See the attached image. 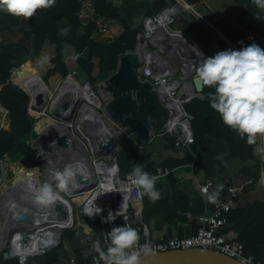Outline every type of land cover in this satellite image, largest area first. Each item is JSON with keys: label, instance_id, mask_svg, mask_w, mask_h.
<instances>
[{"label": "crops", "instance_id": "0c3cea01", "mask_svg": "<svg viewBox=\"0 0 264 264\" xmlns=\"http://www.w3.org/2000/svg\"><path fill=\"white\" fill-rule=\"evenodd\" d=\"M107 1L115 7H120L123 1L125 8L133 7L135 5L133 3H142V8L134 15L136 19L139 18L140 31L142 19L147 16L145 12L151 9L155 0ZM191 1L193 3L186 9L191 11V17L200 22L212 39L207 49L208 53H203L204 57H211L222 50H239L248 45V41L251 40L248 37L250 34L264 36V20L255 19L257 9L252 0ZM176 2L180 5L188 3V0H174V3L169 5ZM194 12L200 14L199 18ZM209 20L214 22V28L210 26ZM25 24L27 25V19L22 18L21 25ZM80 30L83 31L84 26ZM244 34H247L248 41ZM183 37L186 38L185 35ZM239 41H243V45ZM188 42L191 46H196L191 40ZM197 48L202 52L201 47ZM68 50L71 52L68 56H71L73 54L71 47ZM200 95L195 97L199 102L194 103L192 109L198 112L202 108L203 118L200 121L205 132L195 141L191 152L176 148L172 138L165 135L153 136L146 144L139 142L136 144L130 136H126L133 142L138 156L132 158L124 156L119 159L115 155L112 158L117 161L122 175L132 172L136 164H141L143 170L151 175L157 166L171 169L169 175L156 181L155 187L160 192V198L155 203L143 195L142 216L151 243L161 238L187 237L196 233L199 226L198 218L207 211L196 191V186L207 181L212 182L210 193L215 191L218 185L223 186L216 202L227 200L233 202L232 209L226 216L227 224L219 232L241 243L243 234L254 242H264V135L258 134L252 143H249L246 137L241 139L234 130L212 119L219 114L210 107V103L201 106L200 103L207 102V96L203 90ZM1 112L2 110L0 117L3 115ZM0 130H10L9 118L8 128L1 127ZM120 149L121 146L118 145L116 153ZM187 154L190 156H186ZM230 189L234 190V196ZM24 192L28 194L27 191ZM32 225L33 221L30 220L29 227ZM64 226L66 225L56 226L60 234L55 245L45 248L41 253L27 255L25 264H66L70 258H75L81 264L92 255H99L95 250L97 243L102 250H106L103 228L97 219L74 214L73 225L63 228ZM21 227L15 222L12 228L18 230ZM3 228L0 229L1 240L6 236ZM1 240L0 248L3 249L7 245H3ZM252 253L255 254V251ZM0 264H19V261L12 255L5 259L0 250Z\"/></svg>", "mask_w": 264, "mask_h": 264}, {"label": "built area", "instance_id": "2783aa9c", "mask_svg": "<svg viewBox=\"0 0 264 264\" xmlns=\"http://www.w3.org/2000/svg\"><path fill=\"white\" fill-rule=\"evenodd\" d=\"M93 1L94 0H79V21L84 27L93 24L91 35L93 38H108L111 34L112 20L99 15L95 11ZM186 4L190 5L188 3ZM178 5L179 2L165 7L155 14L143 17L142 28L136 35V48L138 47L140 39L143 38L145 51L148 52L149 55L147 54L145 59H141L138 74L141 80L151 83L153 89L157 93L160 104L164 106L167 112V115L163 119L159 128L155 129L153 136H171L174 139V146L176 148L191 152V147L195 141L191 127L192 115L185 109V104L193 98L201 95L194 92L190 82L191 78L184 74L182 63L181 68L184 80L177 76L175 72V62L163 58L160 55L165 51L164 48H169L164 44L162 37L164 29L169 33L175 31H173L169 25L181 12H172V10H175ZM161 20L166 21L161 23ZM210 26L214 28V22H210ZM249 37L251 40H254L255 43L264 47V36L259 37L250 34ZM70 78L71 77H66V80H70ZM72 83L74 84V82ZM77 87L82 90L88 88V90L94 95L92 84L88 81L80 83V86ZM1 109L2 112L5 111L7 113L4 108ZM129 136L136 144H138V141L132 134L129 133ZM81 158V156L76 157L78 160H81ZM106 159L107 160L93 158V162L91 161V163L81 160L84 166V175L83 178L80 176L77 178L79 180L78 183L84 186L86 195L75 208L69 202L67 203V206L65 205L62 208H56L55 206L53 208V215L57 221H65V218L61 215L62 211H66L67 215H70L72 218L71 224H68L63 228L71 227L73 225L74 214L89 217L85 214V209L95 211L98 206L102 209V212L94 214L89 218L97 219L101 224L106 246V233L115 226L126 225L135 229L140 235L138 247L146 242L150 244L151 250L149 254L167 250L202 248L218 251L226 256L239 260L244 264H264V260H255L252 257L245 256L243 243L232 240L219 232L220 229L227 224L226 216L232 209L233 202L231 200L215 203L208 202L203 190L207 189L208 193H210L212 187L211 181L202 184L199 183L196 186L198 195L207 207V211L198 218L199 226L196 233L187 237L161 238L157 242L151 243L149 241L148 228L142 216V189L139 186L134 185L131 179H129L131 172L122 175L117 161L114 160L112 156L111 158L106 157ZM97 164L101 168L100 170L96 168ZM170 172L171 169L168 167L157 166L152 175H155L158 178L157 180H159L169 175ZM230 191L234 196V190L230 189ZM98 194L100 195L98 196ZM119 209L122 215L118 216L112 222H102L101 217H107L110 211L115 213ZM19 225L22 227L14 232L6 247V250L10 255L17 257L19 264H21L22 260L23 264H25L27 255L41 253L45 248L55 245L59 241L60 233L56 234L48 227H43L41 230L35 229L36 231L28 229L30 228L29 218L22 220ZM34 237L39 240L49 239L50 243L44 247H40L34 253L24 256L18 253L19 250L30 247ZM66 264L79 263L75 258H70ZM81 264H103V262L99 260V255L94 254L89 260Z\"/></svg>", "mask_w": 264, "mask_h": 264}, {"label": "trees", "instance_id": "16d2710c", "mask_svg": "<svg viewBox=\"0 0 264 264\" xmlns=\"http://www.w3.org/2000/svg\"><path fill=\"white\" fill-rule=\"evenodd\" d=\"M172 2L174 3V0H155L151 9L146 11L145 14L157 13ZM93 3L95 11L99 15L112 20L110 32L114 37L110 41L105 42L93 38L91 36L93 24L87 25L82 32H79L82 27L78 18L79 0H55L54 5L51 7L38 9L31 18H27V25L33 34V58L41 54L45 43L52 42L54 44L55 57L51 60L54 67L45 74V80L54 73H58L63 78L69 76L80 83L88 81L91 84H95L98 80L104 78L107 73L117 68L119 55L121 56L126 51L135 49L139 27L133 26L132 19L138 10L142 8V3L135 4L130 8L115 7L107 0H94ZM188 3L192 4L193 1L188 0ZM123 9L128 12L127 15L131 18L129 22L124 17H121ZM22 18L0 12V105L7 109L10 120V130H0V159L8 157L17 160L20 158L28 147L26 138L29 135H34L32 131L34 119L27 112L28 95L10 81L11 71L15 66V63L12 62L15 59V55L11 51L18 47V43L10 42L5 44L1 38L4 34H10L15 28L21 26ZM61 21L66 24L67 31L62 36L57 37L55 32L58 28V23ZM197 23V27L208 34L200 22ZM181 28H187V23L184 22ZM244 35L248 41L247 34ZM232 41L237 45L234 40ZM253 42L254 40L248 41V45ZM64 44L73 48V54L67 59L63 57ZM29 68L27 64L22 70ZM214 91L215 89L211 86L204 87L203 93L207 96V102L203 101L200 103L201 106L210 103L209 93ZM197 102H199L198 98H193L185 104V109L192 115L191 127L195 141L205 132L200 121L203 118L202 108L198 112L192 109V105ZM212 119L220 122L223 126L225 125L219 115ZM6 128H8V123ZM168 137L172 138L174 145L173 137ZM120 146L121 149L116 153L119 159L124 158V156L128 158L138 156L135 146L129 138H122ZM189 154L186 156H190ZM136 159L138 160V158ZM241 241L245 245V256L253 255L252 258L255 260H264V248L262 247L264 242H254L245 234L241 235ZM252 251H255V254Z\"/></svg>", "mask_w": 264, "mask_h": 264}, {"label": "clouds", "instance_id": "9594fccd", "mask_svg": "<svg viewBox=\"0 0 264 264\" xmlns=\"http://www.w3.org/2000/svg\"><path fill=\"white\" fill-rule=\"evenodd\" d=\"M54 3L55 0H0V12L27 19L38 9L49 8ZM252 3L257 9L255 19L264 20V0H252ZM239 43L243 45V41ZM192 47L199 57H204L196 46ZM195 73L201 87L211 86L215 89L209 93L210 107L226 126L241 139L246 137L249 143L258 134L264 135V48L253 42L239 50L219 51L201 59ZM83 175L84 166L80 161L69 163L62 170H53L49 181L33 191L34 202L42 206L53 205L60 199V193L75 188L77 176L83 178ZM129 179L142 189L141 195H146L150 202L155 203L160 198V192L155 187L158 178L144 171L141 164L133 167ZM222 187L218 185L212 193L204 189L206 200L215 203ZM101 212L98 206L95 211L85 209L89 217ZM120 215V209L115 213L110 211L101 220L109 223ZM106 236V250H102L98 243L95 246L103 264H141V255H147L151 250L147 242L138 247L140 235L130 226H115Z\"/></svg>", "mask_w": 264, "mask_h": 264}, {"label": "rangeland", "instance_id": "374dc122", "mask_svg": "<svg viewBox=\"0 0 264 264\" xmlns=\"http://www.w3.org/2000/svg\"><path fill=\"white\" fill-rule=\"evenodd\" d=\"M133 4H136V3H133ZM123 5H124V3L122 1V3L119 5L120 8H125ZM127 13L128 12H126L125 9H123L121 17H124L129 22V20L131 18H130V16L127 15ZM190 14H191L190 10H187L186 8L182 9L181 12L175 18V20L169 26L173 31L175 30V33L182 34L183 36L185 35V37H186L185 39L187 41H190L191 38L193 40L195 39L194 40L195 43L199 47H201L202 52L204 54H206V53H208L207 49H209V46L212 42V39H211V37H209V33L207 34V33H205V31L203 32V30H201L197 27L198 21H196L193 17H191ZM194 14L199 18L198 15H200V14H197L195 12H194ZM184 20H186V21H184ZM138 21H139V18L136 19L134 16L132 19L134 27L139 26ZM209 21L211 22V20H209ZM184 22L187 23V28L182 29L181 27L183 26ZM66 31H67L66 24H64V22L61 21L58 23V28L55 32V36L60 37ZM79 32H82V30H80ZM32 35L33 34L31 32L29 26L25 24L24 26L21 25L18 28H15L12 32H10V34H5L1 37L3 43H5V44H9L10 42L18 43V45H17L18 47L14 48L11 51L15 55V59L12 61L13 63H15V66H14L13 70L11 71V80L10 81L12 84L21 88L28 95L29 103H28V107H27V112L34 119V122L32 124V131L34 132L33 133L34 135H32V136L29 135L26 138V143L28 144V147H27L26 152L20 158H18L17 160H14L13 158H8V157H5L4 159H0V169H1L2 175H3V183L1 184L2 186L0 187V203H1V198H2L3 193L5 191H9L10 189H8V188H10V187L13 188L14 192L21 194V196L19 195V197L23 198L24 196H28V195L33 196V191L37 187H39L41 184H43L47 181L45 179L46 165L42 162L34 161L32 159V154L34 152L38 137H39L42 129H45L46 127H50L55 123L59 127H61L62 129L70 131L73 134V136L78 139L79 142L83 143V144H81V146L84 150L86 149L85 155L87 154V156H82V154H80L79 156L82 157L81 160H85V161L87 160L90 163H91V159H93V158H99V159L107 160L106 159L107 155L102 154V152H98V151L96 152V151L91 150V147H90L91 142L89 144V142H87L85 140V137L83 135H80L77 132L75 126H73V127H72V125L69 126V123L70 124H71V122L75 123L79 118L80 113L78 110H79V107L81 105L80 102H82L81 99L76 104L75 109H73L70 112V114L67 116L65 121L64 120H56V119H53L52 117L47 115L50 102L52 99L55 98V95H56L59 87L62 86V84L64 82H68V83L70 82V84L73 87H77V86H80V82L75 81L73 77L70 78V80L72 82H74V84H75L74 85V84H72V82L70 80H66V78L61 77L58 73H54L53 75L49 76L47 80H45L44 79L45 74L51 68L54 67V64L51 62L52 58L55 57L54 44L52 42L45 43V45L43 46L41 54L38 57L33 58V56H32L33 36ZM110 35H111V37L104 38V39L100 38V40L105 41V42L110 41L114 37V35L112 33ZM69 47H71V46L64 44V50H63L64 59H67L68 57H70V56H68L71 53L68 50ZM71 50L73 51L72 47H71ZM167 51L170 52L171 50L169 48H167L160 55L163 58H167V59H170L171 61L175 62L174 63L175 72L180 79H183L182 68H183L185 75H186V73H187V75L191 74V70H187L188 66H186V65L183 66V63L181 61H178L177 58L174 59L173 57H171V54ZM121 56L120 55L118 56V61H119ZM45 58H47V59H45ZM181 63H182V68H181ZM27 64L29 65L30 68L27 70H22V68L25 67ZM117 65H118V62H117ZM115 70L110 71L109 73L106 74V76L104 78H102L101 80H98L95 84H92V87L94 90L93 91L94 95H95L96 99H98L100 101V105L104 106L106 104V102L110 99V96L102 94L99 91L98 85L100 83L108 82L110 75ZM185 71H186V73H185ZM29 79H31V81ZM39 85H42L43 90H44V95L41 99H39V97L35 94V88ZM1 107H3V106H1ZM1 107H0V111L2 110ZM1 114H2V112H1ZM106 117L109 119L111 125H113V126L117 125L116 123L114 124L112 122V120L110 119V117L108 115ZM7 123H8V114L5 111H3V115H2V117H0V128L1 127L6 128ZM121 130H122V136L118 138L119 139L118 140L119 146H120V143L122 141V138L129 136V132L127 130H125V131L123 129H121ZM87 149H89L88 152H87ZM70 150L74 151V147H71ZM116 151L117 150L115 149L108 156H115ZM71 157H72V160H74V162L75 161L81 162V160L76 159L77 156H71ZM77 177H79V176H77ZM76 180L78 183V178H76ZM21 189H23L24 191H27L28 194H26ZM18 190L21 192H19ZM77 192H78V189L74 190L70 195H65V192H61L60 195L63 196L64 198L68 199L69 203L72 206H74V208H75L76 206H78L79 202H81V200L83 198L82 197H73V198L71 197L70 198L68 196L76 195ZM18 201H19V199H18ZM23 201L30 202L29 200H23ZM27 206L28 205H26V207L25 206L24 207H25V210H26V208L28 210L27 214L29 216V221L32 220L34 223L35 221H37L36 219H38V218H35V216H34L35 213H33L34 211H32V209L36 211L35 205L34 204L30 205V207H27ZM20 213H22V211H20ZM23 220H26V219H23ZM11 221L13 223L17 222L18 224H20V221H15L13 219ZM4 223H5V219L3 218V215H2L1 210H0V229H2L3 227L5 228ZM35 227L37 228V226H35ZM35 227L32 225V227L30 226V228H28V229L35 230ZM15 231H16V228H12V226H11V228L8 229L7 235H8L9 240L11 239V237L13 236ZM0 240H1V233H0ZM0 250H2V249L0 248Z\"/></svg>", "mask_w": 264, "mask_h": 264}, {"label": "bare ground", "instance_id": "6f19581e", "mask_svg": "<svg viewBox=\"0 0 264 264\" xmlns=\"http://www.w3.org/2000/svg\"><path fill=\"white\" fill-rule=\"evenodd\" d=\"M187 7L189 6L186 3H183L178 5L175 10H172V12H180L182 9ZM165 21L166 20H161V23H164ZM162 40L164 44L167 45V47H169V49L171 50L170 52L167 51L171 54V57L180 60L183 63V66H188L187 70H191L193 67L198 66L200 57L196 54L195 49H193L191 44L187 40H185L182 34L175 33V31L173 33H169L164 29ZM166 49L167 48H164V50ZM137 50L141 55L142 60L146 58L147 54L149 55V53L145 51L143 38L140 39ZM29 80L31 81V79ZM108 86V83H100L98 85L99 91L102 94L109 95ZM35 94L39 97V99L43 97L44 90L42 85H39L35 88ZM80 99L82 100V102H80L81 105L78 110L80 113L79 118L75 123H69V126H75L77 132L80 135H83L85 137V140L89 142V144L91 142V150L102 152V154L107 155V158H111V156L108 155L111 154V152H113L117 147L113 146L110 148V144L112 141L119 140L118 138L122 136V128L118 125H111L109 119L106 117L108 114L105 112V105H100V101L96 99L95 95H93L88 90V88L82 90L81 88L73 87L70 82H64L62 86L59 87L55 98L51 100L47 115L52 117L53 119L65 121L70 112L75 109L76 104L80 101ZM65 104L67 105L66 108L64 107ZM55 109H57V112H55ZM81 144L83 143L79 142L78 139L74 137L70 131L62 129L55 123L50 127L42 129L38 137L36 147L32 154V159L34 161L42 162L46 165L45 179L49 181L50 174L53 170H62L65 165L74 162L71 156H79L80 154H82V156H87V154L85 155L86 149L84 150ZM71 147H74V151L70 150ZM88 151L89 149H87V152ZM60 165L62 167H59ZM96 168L99 170L101 169L98 164L96 165ZM77 189L78 192L76 195L68 197L84 198L86 193L84 190V186L80 184H77L75 188L70 189L68 192H65V194L70 195L74 190ZM21 200H29V204L31 203V205H35L36 211L33 210V213H35V218L38 219H36L37 221H35L33 225L35 227L37 226L36 224L40 223L37 228L35 227V229L41 230L43 227H48L54 233L59 234L58 228L56 227L57 225L71 224L72 218L70 217V215L64 222L57 221L55 219V216L53 215L54 206H57V204H59V206L64 207L65 205L67 206V203L69 202L68 199L64 198L61 195L60 199L50 206L39 205L34 202L33 197L29 196H24ZM7 204L8 200H6V202L1 201L0 210L3 218L5 220L7 219L8 222L9 218H7L5 210ZM24 206L26 205L22 206L23 209H25ZM19 214L20 209L18 212L16 211L15 213H11L10 217L15 221H22L23 219L17 218V215ZM13 225H15V223L12 222V224H6L5 228H3V231L5 233L4 235L6 236L5 238H3V240H1V242L3 243V245L5 244V246L8 244V229L11 228V226L13 227ZM17 226L20 225L17 223ZM31 243L32 244L30 247L19 250L18 253L23 256L34 253L40 247L48 245L50 243V240H39L34 237V240H32Z\"/></svg>", "mask_w": 264, "mask_h": 264}, {"label": "water", "instance_id": "95a60500", "mask_svg": "<svg viewBox=\"0 0 264 264\" xmlns=\"http://www.w3.org/2000/svg\"><path fill=\"white\" fill-rule=\"evenodd\" d=\"M192 43L196 44L191 38ZM197 47H199L196 44ZM200 48V47H199ZM201 49V48H200ZM203 53V52H202ZM141 65V55L137 48L126 51L119 59L117 69L110 75L108 80V91L110 99L105 104V112L110 116L112 122L120 126L124 131L127 130L133 137L142 144H146L152 137L155 129L159 128L167 112L158 100L156 91L151 83L141 80L138 74V68ZM196 67L191 69V85L196 94H201L203 86L196 79ZM66 108L67 105L65 104ZM6 110V109H5ZM7 111V110H6ZM57 112V109H55ZM118 148V140L112 141L111 147ZM109 148V146H108ZM116 148V149H117ZM59 167H62L61 165ZM79 181V180H78ZM3 183V175L0 169V187ZM9 191H5L1 201L6 202V216L4 225L11 224V213L18 212L23 209V205L29 204L21 200L19 193L14 192L10 187ZM21 196V195H20ZM19 199V201H18ZM12 204V205H11ZM1 207V206H0ZM26 207V206H25ZM56 208H62L57 204ZM30 209V208H29ZM32 209V208H31ZM33 211V209H32ZM61 215L68 218L66 211H62ZM19 219H28L26 210L17 215ZM9 242V239H8ZM7 247V246H6ZM2 249L3 257L9 258L10 254ZM141 264H244L239 260L226 256L218 251L202 248L176 249L161 251L153 254L141 256Z\"/></svg>", "mask_w": 264, "mask_h": 264}]
</instances>
